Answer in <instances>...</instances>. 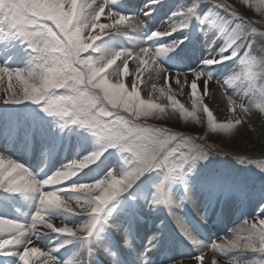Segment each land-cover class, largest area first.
Wrapping results in <instances>:
<instances>
[{"label": "snow or ice", "instance_id": "snow-or-ice-1", "mask_svg": "<svg viewBox=\"0 0 264 264\" xmlns=\"http://www.w3.org/2000/svg\"><path fill=\"white\" fill-rule=\"evenodd\" d=\"M158 2L150 0L152 4ZM261 2L264 3V0ZM213 3L238 15L236 9L225 0H213ZM243 3L251 7L249 0H243ZM197 7L198 4L194 3L186 10L173 13L167 21L168 27L153 32L149 38L162 39L183 30L190 19L196 16ZM257 10L264 16V9ZM150 13L151 9L146 15ZM101 18L105 22H101ZM123 27L139 30L143 24L132 15L110 8L109 0H0V30H6L8 36L19 38L36 57V63L27 68L10 69L0 65V101L12 104L25 101L43 103V110L48 115L89 129L102 145L100 150L81 160H73L43 180L37 179L21 163L0 154V190L38 196V208L30 222L0 217V255L17 256L19 264H62L55 255L58 247L46 249L37 244L44 229L78 239L89 252L95 251L89 247V243L98 224L102 220L107 223L105 212L110 202L131 189L144 174L153 169L163 170L164 175L155 185L150 206L166 205L169 215L198 253L187 259V262L181 259L175 264H225L217 259V255L222 256L229 251H253L264 255V218L259 215L251 221L246 219L231 230L229 236L210 245L188 231L182 218L174 211L180 207V202L165 190V182L170 177L178 178L184 184L181 199L190 202L189 188L183 179L184 167L190 161L194 165L196 161L206 159L212 146L194 142L167 128H154L141 123L149 117L167 114L169 106L156 103L151 97L142 99L137 90V81L144 72L154 74L156 79L162 78L166 85L173 81L182 91L187 88L192 98L189 111L175 98L170 85L161 87L159 92L161 95L167 93L173 112H179L185 120L191 117L197 123L201 122L197 113L206 114L208 131L232 134L238 125L247 123L246 117L252 111L251 103L246 106L238 94L227 93L230 85L241 77L231 76L224 81H213L205 68L237 57L245 68H249L253 44L250 42L245 46L243 41L249 34L257 33L254 22L245 19L231 31L227 22L201 29L206 33L215 28L218 35L223 34L228 39L218 55L204 59L203 67L188 73H171L157 62V57L174 51L184 43L186 37L164 46H145L137 50L113 52L96 46V42L105 35ZM258 34L264 37V32ZM129 60L136 62V78L130 82V90L123 80L110 79L113 73L119 75L121 72L127 77ZM260 66L264 68V57L260 60ZM252 75L248 71L247 76L251 78ZM210 82L218 85L217 90H223L226 109L232 114L223 123L216 120L213 111L204 103V97L213 93ZM261 92L264 95V89ZM256 107L264 113V103ZM112 148L125 154L120 171L109 170L102 179L94 182L66 183ZM57 211L85 216L87 219L80 225L61 221L57 226L53 223V214ZM117 232L123 243L131 248L127 231H120L117 226ZM154 242H158L156 236L150 239L144 254L136 255V264H147L146 255L155 246ZM104 251L109 256L114 255L107 248ZM208 251L212 253L210 257ZM63 264H72V261H64ZM252 264H264V259L256 258Z\"/></svg>", "mask_w": 264, "mask_h": 264}, {"label": "rangeland", "instance_id": "rangeland-1", "mask_svg": "<svg viewBox=\"0 0 264 264\" xmlns=\"http://www.w3.org/2000/svg\"><path fill=\"white\" fill-rule=\"evenodd\" d=\"M166 1L167 0H159V2L156 4H160L161 6H163ZM225 2L235 8L238 15H234L226 8L218 6L217 4L213 3V0H202V2L201 0H178L174 5L182 8V10H186L189 6L192 7L194 3H197L198 7L196 8V16H193L194 23L195 21L196 23L201 22V18L204 21L203 24L207 25H220L227 22L229 31L235 28L238 24L242 23L245 19L254 22L257 33L249 34V36L244 38L243 41L245 46H247V44L250 42L253 44L252 57L249 59V68H245L244 65L240 63L239 57H237L234 60H229V63L222 66H208L207 68H205V71L211 74L213 81H224L231 76H240L241 78L235 80L230 85V87H233L234 83L240 82L248 90L246 91L248 93V96H256L258 97L259 103H264V95H262L261 92V90L264 89V68L260 66V60L262 57H264V37L258 34L259 32H264V16H261L260 12L257 10L258 8L264 9V3H262L261 0H249V4L251 5V7H249L248 4L243 3V0H225ZM140 3L141 0L138 1V5H136L134 8H132L133 6L131 7L132 10L130 11V15H132L133 17L137 16V10ZM126 4L127 0H115V2L109 0V7L117 12L119 11V8L125 7ZM129 5L130 4L128 3V6ZM158 8H160V6H158ZM158 8L156 10L154 9L156 13L158 11ZM163 8L165 9V6ZM215 12L219 13L220 15L215 16ZM101 22H105L103 18H101ZM149 25L151 27V33L157 30H163L168 27V23H166L165 26L163 23H161L160 25H157L156 23L155 26L149 23ZM198 31L199 26L196 28V32ZM212 32V41L210 40L211 42L208 43L204 42L207 53L204 55L194 54L193 52H195L196 49L198 50L199 47H197V45H193V49L195 51L190 50L191 53L187 55L186 59L183 58V69L178 70L174 68L175 70H177V72L188 73L190 70L195 69L192 66L203 67L202 61L204 59L211 57L215 52H220V49L225 46L228 37L223 34L218 35L217 29L215 28L212 30ZM181 38H185V35H180L178 33L171 39H168L167 42L170 43L173 40ZM201 44L203 45V43ZM23 46L25 49H27L25 44L20 40V43L17 46L19 48L18 53L21 52V55H18L19 57L17 58L18 65L15 63V61L11 64L12 66H9L8 68H27L36 63L35 54L29 49L24 51ZM96 46L98 48L104 49L105 51L114 52L126 50L124 36L116 33H108L102 39L96 42ZM181 46L182 44L174 51L163 54L164 58L161 57L162 55L157 57V62L160 64V66L162 67V65H164L163 61H165V59L172 60L175 58V55L177 57V52L179 51V48H181ZM200 50L201 49L199 48L198 51ZM92 54L98 55L99 53ZM0 65H2L1 62ZM163 68L171 73H175V71L169 66L168 68L165 66ZM135 71L136 62L134 60H129V75L125 77L123 76L122 72L119 75L113 73L110 76V79H112L113 81H116L118 79L123 80L126 87H129L130 90V82L136 78ZM248 71H251L253 74L251 78L247 76ZM109 72H112V69H109ZM137 83V90L141 93L142 99H149L151 97L154 102L164 105V102H166V97L168 98V96L167 94H165V97V95H161L159 92V84H165V81L162 78L156 79L154 74L150 75L145 72L143 76L142 74L140 75ZM169 85L170 81L168 82V85L165 84V86ZM213 86V91H215L216 94L218 92L221 95V89L217 90L218 85L213 83ZM219 94L215 95L217 98V102H220V100H218ZM175 98L179 101L180 104H183L186 109H188L189 111L191 110L192 98L189 94V91L187 96L184 95L183 97L179 98L175 96ZM238 98L242 99L243 102L247 104L248 99L242 98L241 94L238 96ZM208 99L210 100L211 98L209 96H205L204 103ZM168 106V109L170 111L168 114L160 117H149L146 120H142L140 122L150 125L154 128H167L171 131L181 133L185 138H191L194 142H199L201 144H204L205 146H212V150H209L207 152L206 159L198 160L194 165L190 161L184 167L183 179L187 184L189 191H196V185H205L206 183L208 184L206 186V195H204L203 192L198 191V196L202 197H200L201 205H198V207L204 206L203 203H205L210 190L212 189L213 185L217 183V180L219 181V183H221V185H225L227 180L232 176L238 177L236 183L233 186V191H236L239 197L242 195V193H245L243 190H245L246 188H248L249 190H264V113L259 114V119H255L250 116L246 117V124L238 125L237 130L232 134H225L219 132L212 133L208 131L206 114L201 115L198 112L197 115L201 117V122L197 123L191 117L185 120L180 116L179 112H173L170 105ZM218 106L220 115L219 118H216V120L223 123L227 119L231 118L232 114L227 111L225 105L218 104ZM43 108V103L36 104L30 101H25L20 104H12L0 101V120L3 121L5 117L11 116L12 118L18 117L20 122L28 123V121H30V124L32 122H39L38 124L40 127H38L37 132L42 133L46 139V145L44 144L45 147L41 149L40 153L42 155H48L56 142L59 141V131L62 129L67 130V133L70 135L71 133H73L70 128H73L70 127L72 123L66 120H62L57 116L48 115L46 112H44ZM8 130L9 129H7V131ZM64 133L66 134L65 131ZM201 137H203V139H200ZM80 140H83L85 142L81 144ZM101 147L102 145L99 138L93 135L89 129L85 128L83 131L78 130L76 137L73 138L70 153L68 154L67 158L70 162H72L73 160H81L85 156L90 155L92 152L100 150ZM124 156L125 154L120 152L117 148L109 149L108 151L104 152V154L98 161L89 165L92 166V170L83 175L78 180V183H89L94 182L98 179H102L109 170H116L117 172L120 171L123 167ZM163 175V170H150L149 172L144 174L133 185L131 189L124 193L127 194L126 196H128V198H126L122 193L119 197L110 202L105 212V218L107 219V222L110 218H112L114 214H117L121 217H124V227L129 229L128 214L131 211V207L128 203V200L133 201L136 204L139 199L149 196V194H151L153 198V195L155 193V185L160 182V180L163 178ZM181 186L182 183L176 177H170L165 182V190L170 195L172 191H175L177 195H179L180 190L178 187L181 188ZM222 189V191L225 192L226 186H224V188ZM231 196L233 195L231 194ZM203 197L205 199H203ZM173 199L175 200V198ZM179 202L180 207L178 209H174V211L178 212L177 215L181 217L182 221H184V223L186 224L185 216H183L181 212H183L184 208H193L194 204L188 203L185 205L181 201ZM157 207H161L162 209H164L163 204H157L152 205L148 209H141L138 205L137 210L141 216H146L151 209L156 210ZM243 218L252 219V217L249 215H244ZM107 224L108 223H105L104 226L100 229L97 239L93 242V246L97 244L99 238L106 236L105 233L108 228ZM187 229L189 231L190 226H188ZM68 243L69 240H65L64 244ZM166 262L164 264H171L174 262V260L173 258H170ZM7 264H15V261L9 260L7 261Z\"/></svg>", "mask_w": 264, "mask_h": 264}, {"label": "bare ground", "instance_id": "bare-ground-1", "mask_svg": "<svg viewBox=\"0 0 264 264\" xmlns=\"http://www.w3.org/2000/svg\"><path fill=\"white\" fill-rule=\"evenodd\" d=\"M130 1L136 2L134 4L136 5L139 0H130ZM145 1L147 0H141V3L139 4V9L141 8L143 9L144 7H145V10L151 9L149 5L148 7L146 6ZM173 3L174 2L168 3V5L166 6L167 8L161 10V12L157 16L159 20L157 19L156 23L161 22L164 25H166L167 21H169L172 18L173 13L179 12L178 8H176ZM138 15L140 16V20L142 21L151 20L149 16L144 18L141 12H139ZM214 15L219 16L220 14L215 12ZM196 25L197 27L199 26V31L196 34L190 28H185L181 30V32L183 34H188L187 38H189V36H194V38L198 42V47L201 49V54L204 55L207 53L204 42L208 43L212 41L211 38H213L212 37L213 32L208 31L205 33L204 31H201V29H207L210 26L209 24L208 25L201 24V22H199ZM114 32H118L122 34L123 36H125L126 50H137L138 48L145 47V46L150 47V48H156L158 46H161L160 44L157 43L158 41L156 39L152 40L148 38L142 28L139 30H133L131 27H123L119 29L118 31H114ZM19 43H20L19 38L8 36L6 33V30H0V55L3 53V51H6L8 53L7 56L16 55V52L18 54L19 48L17 46L19 45ZM201 43H203V45ZM188 48H191V50L195 51L193 49V45L191 47L188 46L186 47V51H185V53L187 54L191 53L188 51ZM193 53L196 55L198 54L197 51ZM218 54L219 52H215L212 54V56H216ZM7 56L5 57V59L7 58ZM13 62H15L18 65L17 59L14 60ZM9 64H7V66ZM164 66L168 68L165 62H164V65H162V67ZM144 74L145 72L142 74V76ZM147 74L149 73L147 72ZM170 86L173 90V93L175 94L177 98L183 97L184 95L185 96L188 95L189 90L187 88H185L182 91L178 86L175 85L173 81H170ZM159 87L161 88V87H167V86H165V84H161V85L159 84ZM209 87L212 91L214 90L213 89L214 86L212 82H210ZM222 91L223 90L221 89V95L217 92V94H219L218 100H220V102L219 101L217 102V98L215 96L217 94L215 91H213V93L209 96L211 99L210 100L208 99L205 101V104H207L209 108L213 111L215 118H219V115H220L218 104L226 106L225 98L222 96ZM246 91L248 90L240 82L234 83L233 87H230L227 89L228 95L238 94L239 96L241 94L242 98L248 99L246 106L249 103L252 104V111L249 116L255 119L256 118L259 119L258 116L261 112L258 110V107H256L257 104H260L258 97L248 96L247 95L248 93ZM165 101L166 102H164V105H167V106L170 105V102H169L170 100L167 97ZM169 112L170 111L168 109L167 114ZM6 127H7V122L4 120L3 121L0 120V131L2 132L3 130L6 129ZM44 137L45 136L42 133L40 132L37 133V145L38 144L43 145V142L45 140ZM80 141H81V144L85 142L83 140H80ZM0 154H3L8 158H11L17 161L18 163H21L25 167H28V165L31 164L35 166L36 171H39L40 169L39 168L40 165L37 164L36 157L34 158L28 157L26 154L22 153L20 149L18 148L9 149L8 144L4 143L3 141L0 142ZM52 170L53 168L50 167L49 173L52 172ZM207 185H208L207 183L205 185H196L195 186L196 191L194 192L189 191L190 202L188 200L181 199V197H183L184 194L179 193V195H177L175 191L171 192V196L175 198V200L181 201L183 204H188V203L194 204L193 205L194 211L192 213H194L198 219L203 217L201 218V220H203V222L205 223V225H207V227H205L206 230H201V235H202L201 241L204 242L205 244L210 245L211 243L215 241L220 242L221 238L229 236L231 234V230L239 227L246 220L243 218L244 215H249L252 217V219L257 217L258 215L261 216V218H264V208H263L264 207V190H255V189L249 190L248 188H246L247 190L246 189L243 190L245 192V196L241 195L239 197L236 191L229 192L228 197L222 200L221 203L223 204L229 198L231 193L233 196H231V199L229 198L228 201H226V204L224 203L225 205L224 204L222 206L220 204L217 205L216 209H219V208L221 209L218 215H216L215 213L213 214L212 211L209 210V208H207L206 206L202 207L199 210L198 205H200L201 196H198V191L203 192V194L206 195L205 193H207V188H206ZM221 188H224V185H222ZM219 193L220 195L223 194L221 193L220 190L217 192V195ZM223 196L225 198V194H223ZM203 199L205 198L203 197ZM151 200H152L151 194H149V196L139 199L138 201L139 208L141 209L150 208L152 206V205L150 206ZM207 200L209 202L208 204L210 205L212 204L213 201H215V198H213L211 195V197L207 198ZM255 205H257L258 207ZM21 206H22V209H21ZM261 206L263 209H261ZM37 208H38V196L36 194H31V193L30 194H14V193H7L3 190H0V217H7V218L18 220L21 222H29L27 221L28 216L30 215V213H34ZM175 213L177 214L178 212H175ZM181 213H183V216L187 214L192 215V213H190L189 211H186V209H183V212ZM53 216H54L53 223H55L57 226L61 224V221H64L70 225H80L87 219L82 216H74V215H69V214L62 216V215H59L58 212H55ZM142 217L145 219V221L142 219L140 220V222L142 223V225L140 226V229H137V231H132L124 227V222H123L124 217L114 214L112 218L108 220L109 225L111 227H114L115 229L113 235L109 237L99 238L97 241V244H95V247H93L95 251H92V252H89L88 250L86 251L83 245H78L76 246V252H74L70 256L65 257L62 254V252H60L61 247H59L60 245H63V246L65 245L62 243L63 237H58L60 236L59 234L52 232L51 230H48V229L42 230L39 236V239L37 241V244L46 249L52 248V247H58L59 250L55 253V255L62 262V264L64 261H72V264H73L75 263L74 261L77 259H80L83 264L84 258L87 259L88 257H90L89 264H110V262H115V264H121L116 259H114L112 256H109L107 252L104 251L105 248H107L110 252H112L114 249H116V247H118L119 242L123 241L117 232V226H118L120 231H127L129 240L131 242V248H129L127 245L120 244L121 248L123 245V247L126 250L127 249L129 250L128 251V257H129L128 264H136V255L142 254L141 252L145 251V249L148 247L150 239L153 236H156L157 240H159V238L163 237L164 235H167V237L170 235H173V236L176 235L175 231L170 229L172 226V222H175V221L173 220L172 216L169 215V210L166 205L164 209L159 208V207H157L156 210L151 209L150 212L146 216H142ZM192 218L193 216L190 217V221L194 220ZM249 220L251 221V219ZM188 223L190 224L189 221ZM99 229H100V224L98 225L96 231H98ZM135 235H137L136 237L137 240L133 239L132 237ZM45 236L46 237L50 236V237L49 239L44 240ZM57 237L59 239H57ZM154 243H155V246L151 248L150 252L147 253L148 255L146 256V257H149L148 259H146L147 264H164L167 258L161 259L159 255H157V251H156V249L158 248V245H161V242L158 241ZM197 254H198L197 249L194 246L191 249H182V255L180 254L178 256L179 258L178 260L186 259V262H187V259ZM211 255H212L211 251H208V256L210 257ZM92 256H94L95 258H92ZM13 258L17 260L18 257L0 255V261L6 264H7V261L13 260ZM256 258L264 259V255L257 253V252H253V251H229L222 256L219 254L217 255V259L225 262V264H252V261H254ZM16 260H15L16 262L15 264H19V260L18 261ZM172 264H175V263H172Z\"/></svg>", "mask_w": 264, "mask_h": 264}]
</instances>
